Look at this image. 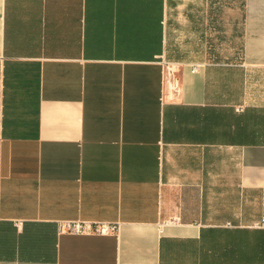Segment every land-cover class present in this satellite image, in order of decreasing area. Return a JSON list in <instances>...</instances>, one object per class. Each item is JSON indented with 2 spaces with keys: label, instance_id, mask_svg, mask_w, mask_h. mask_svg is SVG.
<instances>
[{
  "label": "crops",
  "instance_id": "1",
  "mask_svg": "<svg viewBox=\"0 0 264 264\" xmlns=\"http://www.w3.org/2000/svg\"><path fill=\"white\" fill-rule=\"evenodd\" d=\"M263 221L264 0H0V264H264Z\"/></svg>",
  "mask_w": 264,
  "mask_h": 264
},
{
  "label": "built area",
  "instance_id": "2",
  "mask_svg": "<svg viewBox=\"0 0 264 264\" xmlns=\"http://www.w3.org/2000/svg\"><path fill=\"white\" fill-rule=\"evenodd\" d=\"M168 85L172 90H176L179 87V80L176 78V70L171 65L168 66ZM262 225H264V221ZM59 229L61 232L78 235L93 233L106 235L110 233H116L119 229V226L113 223H93L82 220H68L60 221Z\"/></svg>",
  "mask_w": 264,
  "mask_h": 264
},
{
  "label": "rangeland",
  "instance_id": "3",
  "mask_svg": "<svg viewBox=\"0 0 264 264\" xmlns=\"http://www.w3.org/2000/svg\"><path fill=\"white\" fill-rule=\"evenodd\" d=\"M237 45L233 44V47H236Z\"/></svg>",
  "mask_w": 264,
  "mask_h": 264
}]
</instances>
